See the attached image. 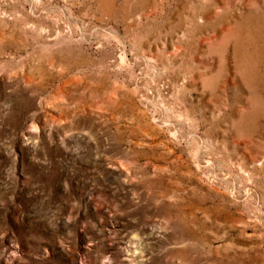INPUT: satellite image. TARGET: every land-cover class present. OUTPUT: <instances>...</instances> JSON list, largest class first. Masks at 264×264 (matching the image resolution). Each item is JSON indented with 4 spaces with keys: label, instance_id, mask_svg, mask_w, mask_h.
Listing matches in <instances>:
<instances>
[{
    "label": "rangeland",
    "instance_id": "rangeland-1",
    "mask_svg": "<svg viewBox=\"0 0 264 264\" xmlns=\"http://www.w3.org/2000/svg\"><path fill=\"white\" fill-rule=\"evenodd\" d=\"M0 264H264V0H0Z\"/></svg>",
    "mask_w": 264,
    "mask_h": 264
}]
</instances>
